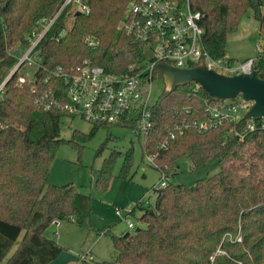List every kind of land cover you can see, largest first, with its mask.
Here are the masks:
<instances>
[{"label": "trees", "instance_id": "obj_1", "mask_svg": "<svg viewBox=\"0 0 264 264\" xmlns=\"http://www.w3.org/2000/svg\"><path fill=\"white\" fill-rule=\"evenodd\" d=\"M130 1L88 0L90 12L76 16L66 35L58 37L69 17L67 5L36 47L42 61L34 81L20 84L16 71L0 91V261L24 232L5 264H49L64 246L46 235L48 228L60 221L85 222L83 206L90 203V195L72 184H48L56 152L65 141L61 120L72 115L57 103L46 105L66 101L67 86L54 73L58 67L68 72L88 59L110 73L123 74L140 65L145 42L118 28ZM63 2L0 0V85L18 62L13 49L27 48L32 29L53 17ZM190 3L204 14L203 43L214 58L226 57L228 37L237 31L248 8L264 24V0ZM254 67L264 77V55ZM218 102L192 81L173 92L165 89L149 107L151 127L144 134L143 153L154 156L161 174H173L185 156L195 168L218 158L221 169L191 187L169 182L156 190L155 205L140 206L139 220L145 226L111 235L117 257L90 259L87 264H264V129L249 130L242 118L238 125L224 122L198 130L194 121L210 120L207 106ZM112 125L94 123L88 133L74 131L68 142L81 152L100 127ZM234 126L243 139L231 131ZM169 129L176 130V137L163 148ZM119 157L118 177L132 180L133 149L114 150L99 170V189L108 188ZM239 229L242 241L231 240L228 234L236 235Z\"/></svg>", "mask_w": 264, "mask_h": 264}, {"label": "built area", "instance_id": "obj_2", "mask_svg": "<svg viewBox=\"0 0 264 264\" xmlns=\"http://www.w3.org/2000/svg\"><path fill=\"white\" fill-rule=\"evenodd\" d=\"M67 5L70 6L69 17L66 26L57 35L58 37L66 35L73 25L77 12L81 14L90 12L88 0H64L53 17L39 21L32 29L29 35L30 45L27 48L13 49L17 53L18 62L6 77L7 80L19 71L20 84L25 83L26 80L34 81L36 73L34 75L24 74L21 68L26 63L32 64L35 61L34 56L40 58L41 65L40 50L36 47ZM203 18L204 14L194 10L190 0H131L126 16L118 28L133 38L144 41L145 48L149 47L152 55L148 59L143 58L140 65H133L128 72L123 74L110 73L104 65L93 64L88 59L68 72L58 67L54 73L64 79L67 86L66 101L51 100L46 108L57 103L59 108L69 115L79 116L92 124H117L123 120L133 121L131 114L136 111L134 121L138 122L137 132L146 134L148 128L151 127L148 100L158 64L166 62L178 68H192L205 61L208 67L226 74L250 72L255 68V61L252 58L241 62L227 56L212 57L203 43L205 33L202 25ZM3 86L4 84L1 85L0 91ZM250 104L251 102L241 95L234 101L226 99L215 104H208L207 111L211 116L210 120L194 121L193 124L200 131L212 126L217 127L224 122L238 125ZM245 120L248 121L249 130L264 129V119H259V122ZM177 130L180 133L184 131L182 127H178ZM231 131L240 139L244 138V134L236 129V126ZM176 133V130L169 129L168 139L161 147H166L169 139L176 137ZM148 157L153 162L154 156ZM169 182H171L170 175L162 173L154 189L164 188ZM148 202V200L133 202L128 208V214L124 216L121 210L116 209L115 211L117 215L127 218L128 226L132 229L136 225L130 220L129 215L136 206L146 205ZM228 236L233 241H242L240 229L236 235L230 233ZM218 251L224 252L221 249ZM83 258L85 259L86 256L84 255Z\"/></svg>", "mask_w": 264, "mask_h": 264}, {"label": "rangeland", "instance_id": "obj_3", "mask_svg": "<svg viewBox=\"0 0 264 264\" xmlns=\"http://www.w3.org/2000/svg\"><path fill=\"white\" fill-rule=\"evenodd\" d=\"M264 14V6L262 7ZM71 22V20L69 21ZM149 47L145 48L144 59L152 54ZM264 55V24L254 15L253 8H248L236 32L229 35L226 46V56L239 61L252 58L255 62ZM32 64L26 63L21 71L24 74L34 75L40 65V58L34 56ZM166 89L163 77L156 76L148 103H156ZM136 111L131 117L135 120ZM131 121L128 125L114 124L111 127H100L93 138L86 143L81 152L72 146L68 140L74 131L88 133L93 124L79 116H64L61 120V138L65 141L56 152L52 163L48 184H72L79 192L90 195V203L83 206L86 214L83 225L72 221L54 223L46 231V235L57 240L64 246L61 254L49 264H87L90 258L98 261H111L117 257L111 235H121L126 231L134 233L137 227L145 224L139 220L143 211L136 206L129 218L136 228L129 229L127 218L116 214V209L121 210L123 216L128 214V208L133 202L148 200L155 205L156 187L161 171L143 153L144 135L137 132L138 122ZM135 122V123H134ZM104 149L99 152L102 144ZM133 149L132 180L118 177L122 164L119 157L114 168L113 177L106 190H101L96 185V179L103 161L114 150L126 152ZM221 169L220 161L214 158L201 168H195L188 156L181 158L174 166L173 174H169L171 182L183 186L197 185L198 180L214 175ZM23 233L10 250L7 258L0 261L5 264L8 257L18 247ZM86 256L84 259L83 256Z\"/></svg>", "mask_w": 264, "mask_h": 264}, {"label": "water", "instance_id": "obj_4", "mask_svg": "<svg viewBox=\"0 0 264 264\" xmlns=\"http://www.w3.org/2000/svg\"><path fill=\"white\" fill-rule=\"evenodd\" d=\"M80 14V12L76 13L77 16ZM156 72L158 76L164 78L168 92H173L179 86L194 81L207 94L219 101L226 99L234 101L241 95L251 102L243 118L264 119V77L259 75L256 68L250 72L226 74L208 67L205 61L192 68H178L162 62L156 66ZM6 81L7 79L1 85Z\"/></svg>", "mask_w": 264, "mask_h": 264}, {"label": "crops", "instance_id": "obj_5", "mask_svg": "<svg viewBox=\"0 0 264 264\" xmlns=\"http://www.w3.org/2000/svg\"><path fill=\"white\" fill-rule=\"evenodd\" d=\"M148 205H150V202H148V203L146 204V206H148ZM128 228H129V226H128ZM129 229H131V228H129ZM91 259H93V258H91Z\"/></svg>", "mask_w": 264, "mask_h": 264}]
</instances>
